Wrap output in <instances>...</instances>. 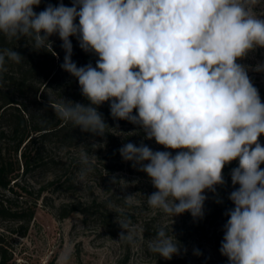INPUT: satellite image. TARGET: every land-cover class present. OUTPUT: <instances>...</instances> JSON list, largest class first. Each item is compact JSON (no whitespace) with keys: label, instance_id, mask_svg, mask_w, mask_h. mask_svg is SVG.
Instances as JSON below:
<instances>
[{"label":"clouds","instance_id":"1","mask_svg":"<svg viewBox=\"0 0 264 264\" xmlns=\"http://www.w3.org/2000/svg\"><path fill=\"white\" fill-rule=\"evenodd\" d=\"M257 2L73 0L71 7L48 4L37 13L34 7L41 0H0V35L7 40L23 37L34 50L49 51V37L58 35L63 42L62 68L78 79L90 104L64 98L50 104L59 119L104 136L109 127L97 108L110 102L114 119L138 125L146 139L180 150L176 155L154 152L143 143L119 149L123 160L139 166L156 189L146 199L150 208L171 218L185 212L202 217L203 193L215 192L224 183L225 165L238 159L231 179L240 187L230 195L235 207L220 247L230 264H264V146L259 143L264 103L246 67L237 62L264 48V18L251 7ZM73 36L81 49L99 57L95 67L72 61ZM23 60L12 48L0 50V81L9 61ZM257 70H264V64ZM80 163L83 180L94 171V161L84 151ZM111 182L119 181L113 176ZM135 197L122 199L131 206ZM117 222L122 231L116 242L135 243L132 219L118 216ZM148 248L167 260L181 251L164 227ZM72 255L66 248L57 264H70Z\"/></svg>","mask_w":264,"mask_h":264},{"label":"rangeland","instance_id":"2","mask_svg":"<svg viewBox=\"0 0 264 264\" xmlns=\"http://www.w3.org/2000/svg\"><path fill=\"white\" fill-rule=\"evenodd\" d=\"M251 7L255 16L264 18V0H258L257 4ZM34 11L38 13L40 5L34 7ZM55 36L49 37L50 42L55 40ZM237 62L246 67L248 76L259 93L264 92V70H257L258 65L264 64V48H255ZM109 132V140L96 138L86 140L76 148H56V156L62 158L65 164L66 177H63V180L70 178L73 181V191L58 192L55 183H50L51 179L47 174H33L25 185L31 193L27 201L31 204L38 191H41L26 233L23 236L11 234L12 230L20 232L14 223L5 222L0 225L3 245L11 258L9 262L57 264L60 254L71 247L73 255L70 264H157L159 259L225 264L228 257L221 254L220 247L225 235V225L230 218L228 213L235 206L226 205L222 214L209 222L202 219L213 212L217 197H213L212 201H204L203 216L197 218L190 212L171 218L160 210L150 208L146 199L156 189L148 175L138 170L139 166L133 167L131 161L123 160L119 149L126 143L136 146L143 143L154 152L170 151L172 155H176L180 150L167 149L154 138L146 139L143 129L127 120L113 118ZM259 143L264 146V135L259 137ZM84 151H87L90 159L94 161V171L81 180L80 154ZM57 174L61 175V172ZM113 176L119 181L117 184L111 182ZM221 185H216L215 188H220ZM237 189L230 187L226 191L230 196ZM128 195H136L131 206L125 204L122 199ZM108 199L113 200L112 204L117 203L111 208L108 207L110 214L120 213L132 219L136 233L135 243L116 242L122 229L115 227L111 231L106 230L96 218H85L77 212H72L65 218L59 217L60 208L64 206L90 205ZM117 221L113 219L112 223L119 225ZM145 226L150 232L147 236L143 233ZM161 227H164L169 235L172 234L181 246L180 254L174 255L170 260L150 252L148 248L150 240ZM197 250L199 255L195 254Z\"/></svg>","mask_w":264,"mask_h":264},{"label":"trees","instance_id":"3","mask_svg":"<svg viewBox=\"0 0 264 264\" xmlns=\"http://www.w3.org/2000/svg\"><path fill=\"white\" fill-rule=\"evenodd\" d=\"M60 3L71 7L73 0H41L40 11H43L48 4L58 6ZM55 37L51 42L52 49L49 51L34 50L31 47L32 42L23 37L17 41H9L0 35V50L12 48L24 58L19 64L9 61L6 64L8 71L2 74L0 81V225L5 222L16 224L20 232L12 230L11 234L20 236L26 233L33 219L36 200L41 191H38L31 204L27 201L31 193L25 185L34 173L47 174L51 179L50 183H55L58 192H69L75 188L70 178L63 180V177H66L65 164L62 158L56 156V148H76L86 140L110 139L109 129L104 136L94 135L82 131L71 122L62 121L55 115L50 104L54 105L63 98L86 106L90 104V101L82 95L78 79L62 68L65 57L63 42L58 35ZM69 39L73 45L72 61L78 67L89 63L95 67L99 57L94 52H85L81 49L75 36ZM259 95L261 102L264 103V92L260 91ZM97 110L109 127L113 121L110 102H104ZM133 114H137L135 109ZM237 167H239L238 159L225 165L222 173L224 183L221 187L215 188V192L205 190L204 195L207 200L212 201L213 197H217L218 200L213 212L204 216L203 221L217 219L226 205L235 206L226 189L240 187L239 184L234 185L231 179L232 170ZM260 167L264 169V164ZM59 172L61 175L57 174ZM109 203L112 204L113 200L93 202L90 205L64 206L60 208L59 217L65 218L70 213L77 212L85 218H96L104 229L111 231L115 227H120L113 224L112 220H118V216L124 217V215L110 214L107 211ZM112 205L115 206L117 203ZM125 217L130 218V216ZM143 233L145 236L150 233L147 226L144 227ZM3 243V234H0V264H11L10 255ZM157 264L210 263L159 259ZM225 264H230L228 258Z\"/></svg>","mask_w":264,"mask_h":264}]
</instances>
